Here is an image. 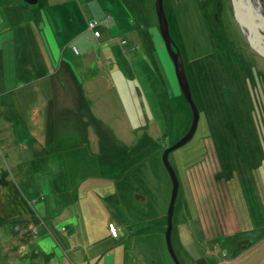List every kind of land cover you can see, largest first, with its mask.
Masks as SVG:
<instances>
[{
  "label": "rangeland",
  "instance_id": "1",
  "mask_svg": "<svg viewBox=\"0 0 264 264\" xmlns=\"http://www.w3.org/2000/svg\"><path fill=\"white\" fill-rule=\"evenodd\" d=\"M61 1L42 10V2L0 0V264H177L166 241L168 166L178 181L169 219L179 261L264 264V55L245 37L231 0H162L165 16L176 19L167 25L180 60L159 41L156 0ZM252 1L264 10V0ZM7 3L19 20L5 14ZM104 30L117 31L111 44L125 75L95 80V99L77 108L66 64L75 65L86 36L97 62ZM218 40L233 56L218 52ZM199 63L209 74L203 83L217 80L209 108L188 78ZM75 70L79 92L100 71ZM24 91L31 99L14 96Z\"/></svg>",
  "mask_w": 264,
  "mask_h": 264
},
{
  "label": "water",
  "instance_id": "2",
  "mask_svg": "<svg viewBox=\"0 0 264 264\" xmlns=\"http://www.w3.org/2000/svg\"><path fill=\"white\" fill-rule=\"evenodd\" d=\"M30 1V0H28ZM31 3V2H30ZM231 5H232V11L235 19L239 23L241 29L243 30L245 37L249 40L252 41V45L254 46V49L257 50L260 54L264 55V43L260 40V31H264V10L263 7H261V4H258L257 6L259 7L256 8L253 4L252 0H231ZM156 6L157 8V19L159 22L160 26V32L162 35V38L164 39L163 41L165 42V46L168 50V53H170L173 57L179 59L178 53H173L170 49V41H168L169 36H168V25L166 21V16L164 14V10L162 8V0H156ZM259 38V39H258ZM180 60V59H179ZM178 65V63H177ZM177 77L180 82L181 89L183 91V94L193 110V119L197 118V111L195 109V106L192 102L191 95L189 93V88L187 85L186 78L184 76V73L182 70L176 69ZM196 125V122L194 121L193 124L191 125L190 130L186 133L183 139H181L178 143L175 144V146L183 143L186 141L192 134L193 128ZM168 172L170 175V179L172 181V189H171V199H170V208H169V216L167 217L168 220V226H166V241L167 245L169 247L170 253L172 258L175 260L177 264H182L177 255L174 253V249L171 246V237H170V232H171V225H170V216L171 213H173V207H174V201H175V194H177V189H178V183L177 179L172 173V170L168 166Z\"/></svg>",
  "mask_w": 264,
  "mask_h": 264
},
{
  "label": "crops",
  "instance_id": "3",
  "mask_svg": "<svg viewBox=\"0 0 264 264\" xmlns=\"http://www.w3.org/2000/svg\"><path fill=\"white\" fill-rule=\"evenodd\" d=\"M80 3L81 2H85L86 3V5H88V1L87 0H78ZM62 2V3H61ZM60 3H58V4H65V2L64 1H61ZM14 6H16L15 4L13 5V4H10V3H7L6 5H5V7H3V11L5 12V14H7V15H9V13H13L14 15H13V20H15V19H18L19 20V17H17L16 15H15V10L16 9H14V10H12L13 8H14ZM18 7V6H17ZM50 7V6H49ZM105 14H107V12H100V13H98V15H105ZM4 16V15H3ZM104 17V16H103ZM103 17H100V18H103ZM99 18V19H100ZM0 20H3L2 18L0 19ZM4 21V20H3ZM114 24V23H113ZM113 24H112V29H113ZM82 27L80 28V29H77L76 31H75V33L77 34V33H79V32H81L83 29L82 28H84V25L82 24L81 25ZM117 32V31H116ZM116 32L115 31H109V32H107L106 30H104L102 33H101V35L99 36V37H97V43H102L103 45H104V47H105V49H104V51L103 52H99L98 53V55L94 58V59H96V61L97 62H95V61H92L94 64H92L91 63V55H90V50L86 47V44H88V39H86L87 38V36H86V38L85 37H82V38H80L79 39V45H80V54L78 55V56H74V58H73V60H74V62H75V65H72L74 68H78L79 70L80 69H82V68H87V65H89V66H94L95 67V69H97V68H99V74L98 75H96L93 79H91V80H87L86 81V86H87V88L88 89H92L93 88V90H95L97 87H98V85L99 84H97V83H95L94 81L95 80H98V79H100L101 77H103V78H105L106 80H109V81H111V80H113V79H122L123 80V76L125 75V73L124 74H122V73H120V71H116V63H118V62H116V54H115V45L114 44H111V41H112V36H117L116 35ZM50 35L51 36H53L51 33H50ZM93 39V38H92ZM95 40V39H94ZM94 42V41H93ZM105 57H109V58H111L110 60L112 61L111 63L113 64V63H115V67H114V70H111V69H108L107 70V66L105 65ZM104 60V61H103ZM84 61H89V62H87L86 64L84 63ZM68 65H71L70 63H67ZM82 64H84V67H82ZM114 66V65H113ZM119 74H118V73ZM117 80V81H118ZM42 85V83L40 84V85H38V86H36L35 88L36 89H38V88H40L41 89V86ZM40 86V87H39ZM114 86V84H112L111 83V86L110 87H113ZM76 86L75 85H73L72 87H71V91H73V93H72V95H73V98H72V100H73V102H72V104L75 106V107H77V108H81L82 106H83V104L81 103V102H79V100H80V96H79V94H80V92L79 91H77V90H74V88H75ZM94 87H96V88H94ZM9 89H11V88H9ZM8 89V90H9ZM25 92V94L24 95H14V96H18V97H20V96H22V97H24V99H25V97H28V98H30L31 99V97H30V94L28 95L27 93L28 92H26V91H24ZM26 94H27V96H26ZM71 96V95H70ZM12 99H13V97H11ZM77 98H79V99H77ZM12 101V100H11ZM16 102V101H15ZM17 103V102H16ZM18 104V106H19V108H21V105H19V103H17ZM13 106V105H12ZM85 108H86V106H85ZM105 185V184H104ZM115 195H116V192H115Z\"/></svg>",
  "mask_w": 264,
  "mask_h": 264
},
{
  "label": "bare ground",
  "instance_id": "4",
  "mask_svg": "<svg viewBox=\"0 0 264 264\" xmlns=\"http://www.w3.org/2000/svg\"><path fill=\"white\" fill-rule=\"evenodd\" d=\"M24 1V3L25 4H29L30 2L32 3L33 2V4H35L36 2H42V4L40 5V8H42V10L43 9H46L45 7H49V6H53V5H56V4H58V3H60L61 2V0H45V1H41V0H30V1H28V0H23ZM88 1V4H89V0H87ZM93 2H94V0H92V4H93ZM20 3H21V0H20ZM62 3V2H61ZM92 6V5H91ZM95 6H97V5H93V7H95ZM98 7V6H97ZM29 10H31L30 8H28ZM167 9H168V7H167ZM104 10V9H103ZM106 10H108V8L106 9ZM40 12V10L39 9H37V11L36 12H34L33 10H31V14H34V15H37L38 16V13ZM98 12H99V8H98ZM105 12V11H104ZM100 13V12H99ZM156 15V18H157V14H155ZM172 20H176L175 19V17H166V21L167 22H169V21H172ZM37 21H38V17H37ZM40 21H38V23H39ZM32 26V25H31ZM40 26V25H39ZM37 29H40L39 27L37 28ZM30 30V29H29ZM223 34H225V35H227L228 36V33H229V31H228V29H224L223 30V32H222ZM159 34H161V32L159 31ZM174 34H173V32L171 31V30H169L168 29V36H169V39H168V41H170V49H171V51L173 52V53H178V57H179V49H178V47L175 45V44H173V41L171 40V38H172V36H173ZM224 35V36H225ZM164 39L163 38H160V43H161V45H162V43L164 42L163 41ZM198 40H199V42L201 43V41H200V39L198 38ZM149 41H150V43H151V45H152V47L154 48V49H156V43H157V41L154 39V38H150L149 39ZM221 45H223V42L221 41ZM196 47H198V46H196ZM164 48H166V46L164 47ZM158 51V50H157ZM205 51H207L206 53H208L209 51H210V48L209 47H205ZM75 54H80V50L79 49H76L75 48V50L73 51ZM167 53H168V51H167ZM216 55V53L214 54V56ZM211 57H212V54H211ZM87 62H89V61H87ZM90 63V62H89ZM67 66H66V68H67V70H68V72L69 73H66L65 74V76H66V78H68V81L70 82V84H69V87H71V86H73V84H76L77 82H75L73 79H72V76H71V74L70 73H73V75H74V73L76 72V70H75V68L72 66V65H68V64H66ZM48 67H51L52 68V64L50 63V62H48ZM82 67H84V64H82ZM85 68V67H84ZM84 68H82V69H84ZM94 88H96V87H94ZM109 88H111V87H109ZM71 89V88H70ZM78 89H82L83 91H81L80 92V94H79V96H80V100H79V102H81L82 104H85V106L86 107H89L88 105H89V102L94 98L95 99V97L96 96H94L95 94H93L94 92H92V91H96L97 89H98V87L95 89V90H93V88L92 89H88L87 88V86L85 85V84H83V86L81 87V86H79L78 87ZM72 92V91H71ZM73 93V92H72ZM26 98V97H25ZM176 98L177 99H182V97L181 96H176ZM29 99V98H28ZM77 99H79V98H77ZM208 101H209V104H214L215 102H217L216 101V99H214V98H212V97H210L209 99H208ZM104 104H106L105 103V101L103 102ZM126 105L127 106H130V103H128L127 101H126ZM178 108H180L179 106H178ZM135 109H136V107H135ZM188 108H186L185 107V110H184V114L185 115H188ZM212 113V112H211ZM213 114H215L214 112H213ZM72 127L74 128V129H76L77 127H76V125L73 123V125H72ZM118 127H120V126H118ZM217 127H219L218 125H217ZM121 128V127H120ZM184 130H185V132H186V129L184 128ZM177 183H178V181H177ZM223 184V183H222ZM215 198H216V200H217V192H216V195H215V197H214V200H215ZM173 213H174V211H173ZM174 215V214H173ZM229 215V214H228ZM135 228L136 229H140V225H139V223H137V225H135ZM116 229L117 228H115L114 226H112V230L115 232L116 231ZM175 254H176V252H174Z\"/></svg>",
  "mask_w": 264,
  "mask_h": 264
},
{
  "label": "trees",
  "instance_id": "5",
  "mask_svg": "<svg viewBox=\"0 0 264 264\" xmlns=\"http://www.w3.org/2000/svg\"><path fill=\"white\" fill-rule=\"evenodd\" d=\"M221 41L222 40H218V46H219L218 47L219 48L218 52L220 53L221 50H222V54H224L225 56H228L229 57V54H232V56H233L234 51H232L231 47L230 48L227 47L225 50H223V48H225V45L226 44H225L224 41H222L223 42V45H221ZM212 57H213V54H212ZM204 69H206L205 66H202V64L199 63V65H197V68H195V70H190L189 75H188V78H189V81L193 84V88L195 89V95H196V97L201 102L204 100L203 96H206L207 102H202L201 104L203 106L209 108L211 106V104H209V101H208V98H210L209 97V93H211V97L215 99V97H216L215 96L216 91L213 90L214 89L213 83L215 84V82L217 80L216 81H213V80L210 79L212 81V85H207L206 83H203L204 78H206L207 80L209 78V74H207V73L202 74V72H203ZM207 70L210 73L212 71L213 75H215V73L213 72V69L210 66V63H208Z\"/></svg>",
  "mask_w": 264,
  "mask_h": 264
}]
</instances>
